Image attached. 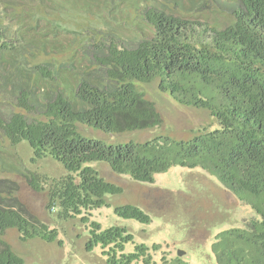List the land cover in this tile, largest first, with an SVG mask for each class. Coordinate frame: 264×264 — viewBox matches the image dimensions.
<instances>
[{"label":"trees","instance_id":"obj_1","mask_svg":"<svg viewBox=\"0 0 264 264\" xmlns=\"http://www.w3.org/2000/svg\"><path fill=\"white\" fill-rule=\"evenodd\" d=\"M107 2L101 6L110 15L122 4ZM126 7L140 29L134 38L80 21L70 29L69 11L48 0H0V149L13 153L26 141L31 161L51 158L63 170L10 171L44 193L55 220L86 224L85 246H99L106 264H158L144 243L124 251L133 241L125 227L90 221L92 209L109 207V195L121 192L92 164L138 183L174 166L198 168L252 212L213 236L215 264H264V0H134ZM150 90L202 113V122L185 138L158 132ZM148 129L156 131L144 140L121 137ZM15 186L0 178V264H26L3 238L9 229L21 241H60L57 227L24 215ZM113 210L150 221L132 204ZM160 261L191 264L177 254Z\"/></svg>","mask_w":264,"mask_h":264},{"label":"rangeland","instance_id":"obj_2","mask_svg":"<svg viewBox=\"0 0 264 264\" xmlns=\"http://www.w3.org/2000/svg\"><path fill=\"white\" fill-rule=\"evenodd\" d=\"M48 1L58 10L69 11L64 17L68 20L65 26L70 29H75L77 21H80L102 30L115 28L117 32L130 38L140 32L132 10L126 7L134 0H115L121 1L122 4L113 15L102 7L103 2L109 3L107 0ZM111 1L114 3V0ZM79 10H91L95 15L89 14L85 16L86 19ZM53 17L54 15L50 17L52 21ZM208 19H212V14L208 13ZM146 97L155 104L160 114L161 126L156 130L160 133L166 132L172 138H185L187 130L197 127L204 117L194 109L178 105L165 93L150 90ZM153 132L151 129L134 131L124 133L121 137L144 140L152 136ZM84 135L99 137L90 132ZM11 152L13 153L0 149V170H9L0 172V178H8L15 183L16 197L24 215L29 219L44 222L49 227H57L58 239L61 242H45L39 238L21 241L15 229L7 230L4 240L26 264H106V255L99 246L92 250L86 248V224L77 218L55 220L53 212L46 209L44 193L32 190L21 175L10 171H23L25 168L49 176H58L63 172L62 166L47 157L31 161L32 155L26 141L15 145L14 151ZM92 166L106 181L119 186L121 192L109 195V207L92 209L90 221L98 222L101 228L112 225L125 227L133 234V241L125 245L124 251L131 252L136 244L144 243L152 260L158 264L161 263L162 256L173 257L179 249L183 251L181 257L191 264H215L210 250L213 236L220 230L240 226L243 218L252 215L251 210L241 205L213 177L198 168L174 166L165 172L156 173L153 183H138L127 175L114 173L106 163L95 162ZM126 204L139 207L149 215L150 221L140 223L118 217L113 208ZM154 244H159L160 248L155 250L152 247ZM136 264L142 262L138 261Z\"/></svg>","mask_w":264,"mask_h":264},{"label":"water","instance_id":"obj_3","mask_svg":"<svg viewBox=\"0 0 264 264\" xmlns=\"http://www.w3.org/2000/svg\"><path fill=\"white\" fill-rule=\"evenodd\" d=\"M177 256L181 257L183 255V251L181 249L177 250Z\"/></svg>","mask_w":264,"mask_h":264}]
</instances>
